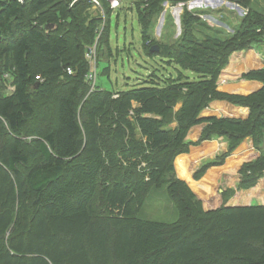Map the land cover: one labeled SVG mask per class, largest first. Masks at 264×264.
Segmentation results:
<instances>
[{
	"label": "trees",
	"instance_id": "1",
	"mask_svg": "<svg viewBox=\"0 0 264 264\" xmlns=\"http://www.w3.org/2000/svg\"><path fill=\"white\" fill-rule=\"evenodd\" d=\"M72 1L0 0V68L7 75L0 76V264H264V204L228 205V189L219 205L205 208L173 166L191 143L189 128L205 123L199 140L225 136L228 148L194 179L246 137L259 155L243 163L237 188L262 177L264 62L244 75L262 82L255 92H222L216 81L229 56L264 32V15L247 12L228 36L184 9L178 40L151 52L149 29L162 0H146L148 54L175 63L182 76L160 77V86L154 68L133 86L90 92L85 53L103 31L89 16L91 0ZM68 28L90 42L81 59ZM216 99L246 107L248 117H202ZM173 120L175 127H166ZM153 184H165L176 204L171 223L136 214Z\"/></svg>",
	"mask_w": 264,
	"mask_h": 264
},
{
	"label": "rangeland",
	"instance_id": "2",
	"mask_svg": "<svg viewBox=\"0 0 264 264\" xmlns=\"http://www.w3.org/2000/svg\"><path fill=\"white\" fill-rule=\"evenodd\" d=\"M96 1L97 4L92 1L93 5H90L89 16L97 18L96 29L99 28L98 31H100L102 28L101 31H103L98 44L97 39L100 35L96 36L94 43L97 47L94 55L97 63L96 83L101 86V89L113 91L133 86L136 80L150 75L154 68L157 69L156 81L160 86L164 84L161 78L176 79L182 76L177 71L178 66L175 63L160 56L151 57L148 54L146 43L142 39L141 25V21L146 20L143 12L145 9L143 3L146 0H118V4L114 5L111 3L112 0ZM240 2L236 0H187L184 2L162 0L161 5L159 4L161 9L153 16L152 26L149 29L151 44H172L178 40L184 9L199 15L209 25L222 29L228 36L240 29L242 18L247 12L254 11L264 15V0H241ZM81 5L85 4L81 3ZM140 11L143 13L142 19L139 18ZM69 33L78 44V48L75 46L72 50L73 55L81 59L85 46L90 42L82 30L69 29ZM254 39L256 41H253L250 48H260L264 53V32ZM105 67H107L106 71L103 70ZM184 73L191 78L195 76L190 71H183ZM0 76H7L3 75L1 68ZM8 88L11 89L9 85ZM8 88L7 91H9ZM179 106L180 103H177L174 111ZM175 124L173 120L166 127L174 128ZM261 145L264 151V139ZM145 180L148 179L145 178ZM99 198L100 195H97L93 200V207L98 204ZM135 209L136 214L142 218L162 222L171 223L178 217L176 204L168 196L165 184L161 186L153 184L144 200Z\"/></svg>",
	"mask_w": 264,
	"mask_h": 264
},
{
	"label": "crops",
	"instance_id": "3",
	"mask_svg": "<svg viewBox=\"0 0 264 264\" xmlns=\"http://www.w3.org/2000/svg\"><path fill=\"white\" fill-rule=\"evenodd\" d=\"M264 53L260 48H248L233 52L217 78V89L226 93L249 94L259 90L262 82L244 77L251 70L263 66ZM228 116L245 119L249 112L246 107L235 105L226 100H213L201 111V116ZM206 124L191 126L186 133L185 141L191 142L187 152L178 154L173 162L176 177L188 183L205 208H212L222 201V193L233 189L228 205L264 204V173L256 186L249 189H238L239 170L243 163L255 159L259 151L254 147L252 139L246 137L228 155L224 162L210 166L199 179L194 173L200 165L209 161H218L217 157L226 152L228 140L225 136H217L200 141ZM263 144V143H262Z\"/></svg>",
	"mask_w": 264,
	"mask_h": 264
},
{
	"label": "built area",
	"instance_id": "4",
	"mask_svg": "<svg viewBox=\"0 0 264 264\" xmlns=\"http://www.w3.org/2000/svg\"><path fill=\"white\" fill-rule=\"evenodd\" d=\"M17 1L23 3L25 0H17ZM92 1L97 4L96 0H92ZM111 3H112V5L118 4V0H112ZM190 5L192 6L193 4L191 3ZM95 50H96V44L89 47L85 53L86 59L89 63V69H88L85 77H86V81L89 83L90 92L95 90L96 85H97V83H96V77H97L96 66H97V63L95 62V58H94ZM66 71L68 74L72 73V69L70 67H67ZM35 78H36V80L41 79L40 75H36Z\"/></svg>",
	"mask_w": 264,
	"mask_h": 264
},
{
	"label": "water",
	"instance_id": "5",
	"mask_svg": "<svg viewBox=\"0 0 264 264\" xmlns=\"http://www.w3.org/2000/svg\"><path fill=\"white\" fill-rule=\"evenodd\" d=\"M159 50V46L158 45H153L151 48H150V51L151 52H157Z\"/></svg>",
	"mask_w": 264,
	"mask_h": 264
}]
</instances>
